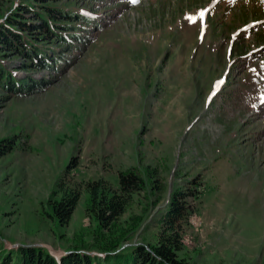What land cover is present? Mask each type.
<instances>
[{
	"label": "rangeland",
	"instance_id": "374dc122",
	"mask_svg": "<svg viewBox=\"0 0 264 264\" xmlns=\"http://www.w3.org/2000/svg\"><path fill=\"white\" fill-rule=\"evenodd\" d=\"M89 1L52 2L86 9ZM19 2L0 0V20ZM122 2L101 5L113 19L44 90L0 89V139L14 142L0 155V241L56 259L74 248L93 253L120 234L123 247L152 244L156 212L175 184L196 176L179 257L264 264V0ZM70 160V184L115 186L117 170L129 167L142 177L108 230L85 211L83 190L65 226L44 214Z\"/></svg>",
	"mask_w": 264,
	"mask_h": 264
},
{
	"label": "trees",
	"instance_id": "16d2710c",
	"mask_svg": "<svg viewBox=\"0 0 264 264\" xmlns=\"http://www.w3.org/2000/svg\"><path fill=\"white\" fill-rule=\"evenodd\" d=\"M52 1L55 0H20L0 20V89L10 96L44 90L75 61L96 32L113 19L110 12L99 11L101 5L123 3L122 0H90L89 8L80 9L55 5ZM8 54L17 64L5 61ZM246 64V61L241 63ZM17 70L23 74L17 75ZM39 71L41 75L36 76L35 72ZM13 143L12 138L0 139V155L11 152ZM72 164L73 161H68L55 180L47 198L49 210L44 211L60 226L67 224L83 190L88 198L85 211L99 229L108 230L132 196L144 187L142 177L131 167L117 170L115 186L103 178L70 184L66 175ZM198 184L194 176L171 189L163 208L153 217L156 239L152 244L139 242L123 247L121 241L125 236L120 234L118 240L97 245L93 253L89 247L74 248L56 259L39 246L6 248L0 241V264H186L179 257L181 225L192 211L188 197L197 196Z\"/></svg>",
	"mask_w": 264,
	"mask_h": 264
}]
</instances>
